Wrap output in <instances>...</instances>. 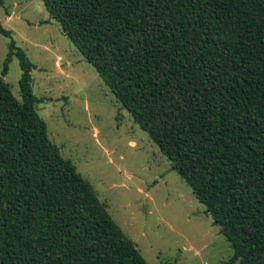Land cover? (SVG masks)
I'll return each mask as SVG.
<instances>
[{
    "label": "trees",
    "instance_id": "16d2710c",
    "mask_svg": "<svg viewBox=\"0 0 264 264\" xmlns=\"http://www.w3.org/2000/svg\"><path fill=\"white\" fill-rule=\"evenodd\" d=\"M206 205L233 255L264 264V0H44ZM0 33L12 32L0 22ZM22 69L19 96L5 80ZM0 73V264H150L51 139L36 64Z\"/></svg>",
    "mask_w": 264,
    "mask_h": 264
},
{
    "label": "rangeland",
    "instance_id": "374dc122",
    "mask_svg": "<svg viewBox=\"0 0 264 264\" xmlns=\"http://www.w3.org/2000/svg\"><path fill=\"white\" fill-rule=\"evenodd\" d=\"M0 73L12 41L36 64L32 91L52 141L89 179L150 264H228L230 242L150 133L119 102L44 0H0ZM13 54L5 80L19 96ZM239 264V263H237Z\"/></svg>",
    "mask_w": 264,
    "mask_h": 264
}]
</instances>
